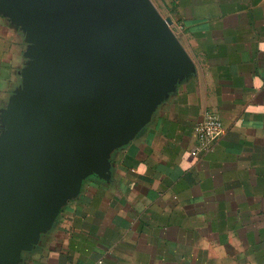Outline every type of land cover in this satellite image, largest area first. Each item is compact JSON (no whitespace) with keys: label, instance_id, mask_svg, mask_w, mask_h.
<instances>
[{"label":"crops","instance_id":"0c3cea01","mask_svg":"<svg viewBox=\"0 0 264 264\" xmlns=\"http://www.w3.org/2000/svg\"><path fill=\"white\" fill-rule=\"evenodd\" d=\"M154 2L195 71L21 264H264V0ZM26 47L0 12V111L22 82ZM208 110L224 133L194 155Z\"/></svg>","mask_w":264,"mask_h":264},{"label":"water","instance_id":"95a60500","mask_svg":"<svg viewBox=\"0 0 264 264\" xmlns=\"http://www.w3.org/2000/svg\"><path fill=\"white\" fill-rule=\"evenodd\" d=\"M0 12L27 44L0 111V264H21L196 64L153 0H0Z\"/></svg>","mask_w":264,"mask_h":264},{"label":"built area","instance_id":"2783aa9c","mask_svg":"<svg viewBox=\"0 0 264 264\" xmlns=\"http://www.w3.org/2000/svg\"><path fill=\"white\" fill-rule=\"evenodd\" d=\"M224 133V125L218 113L212 110L205 112L204 119L198 126L199 146L192 153L197 155L200 151L212 149L215 141Z\"/></svg>","mask_w":264,"mask_h":264},{"label":"rangeland","instance_id":"374dc122","mask_svg":"<svg viewBox=\"0 0 264 264\" xmlns=\"http://www.w3.org/2000/svg\"><path fill=\"white\" fill-rule=\"evenodd\" d=\"M154 1V0H153ZM164 16H166V15H164Z\"/></svg>","mask_w":264,"mask_h":264}]
</instances>
